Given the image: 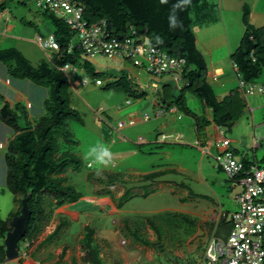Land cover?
<instances>
[{
  "label": "rangeland",
  "instance_id": "obj_1",
  "mask_svg": "<svg viewBox=\"0 0 264 264\" xmlns=\"http://www.w3.org/2000/svg\"><path fill=\"white\" fill-rule=\"evenodd\" d=\"M243 1L249 7L250 24L257 29L263 28L264 0ZM220 2L225 8L222 12L225 30L219 25L223 45H219V41L212 44L213 62L217 66H225L228 77L219 79V83L207 81L216 96L220 92L219 84L223 82L225 91L232 94L239 91L236 94L239 112H235L230 128L220 129L233 147H238L236 142L245 137L247 144L243 150L239 148V151L248 156V163H254L255 152L256 161L262 167L264 113L262 110L255 111L253 123L247 106L250 102L253 108V102L258 99L256 96L261 95L242 100L237 73L231 67L230 56L238 48L245 32L241 13L228 11L239 6L238 0H207V5L214 6L215 14L210 13V9L190 14L193 22L191 29L199 39L202 38L201 32L195 29L208 21L221 19ZM0 4L8 12V16L5 11L0 12V50L16 49L35 67L42 62L49 64L55 50L46 45L54 29L48 14H42L44 12L36 6L34 0H0ZM7 26H14L15 29L4 34ZM213 31L216 33L217 29ZM203 34L211 35L210 32ZM38 36L43 39L41 45L37 43ZM72 43L76 44V39ZM196 48L198 51L201 49L198 44ZM77 70L79 73L68 74L62 89L69 107L79 118V121L71 120L67 123V130L76 144L66 145L58 138L59 150L69 152L81 161L78 170L74 167L66 172L67 185L82 197H100L107 195L109 190L115 195L123 192L122 208L120 212L110 211L109 208L100 211V208L90 203L80 202L79 206L73 207V211L93 214L88 217L82 215L79 221L71 222L56 239L43 246L44 240L57 226L53 213L43 223L40 235L29 240L31 250L25 252L26 258L30 256L29 261L39 264H83L80 241L85 225H89L96 232L95 241L101 248L100 257L104 264H171L169 261L175 259L184 264H190L191 261L198 264L209 237V218L213 219L214 214L220 211L227 212V215L237 212L235 197L241 190L227 178L222 169H218L220 166L216 157L219 153L215 146L209 155H202L199 147L198 141L201 139L196 133V122L189 113L198 121H205V126H202L204 131L199 133L205 136L213 130L212 111L203 109L199 100L188 93H181L173 83L167 86L170 85L169 76L150 78L126 60H107L101 56L88 60L82 56L77 63ZM93 74H97V78ZM95 79L101 80L103 85L95 86ZM84 80L87 81L86 87H82ZM120 81L128 84L129 92L121 88ZM253 84L264 85V71ZM110 85L118 86L109 88ZM153 85L158 86L156 92ZM133 92H143L145 96L136 98ZM16 93H20L30 104V116L38 118L44 113L42 103L48 97L47 90L28 81L12 79L0 64L1 97L14 105ZM177 102L184 104L186 110L172 112ZM21 104L25 105L23 102ZM120 124L123 126L119 127ZM253 125L261 126L254 129ZM179 134L182 135L181 140L176 139ZM11 136V131L0 123V219L3 221L9 219V214L15 208V197L5 187L4 155ZM254 140L260 143V148L254 149ZM93 148L108 149L111 152V163L106 167L99 165L94 156L90 155ZM157 169L167 170L166 174L156 180L145 181L144 177ZM189 192L208 198L187 197ZM172 214L190 216L196 221V228L185 225L176 229L178 223H168L174 220ZM146 219L163 227L161 242L156 240L154 233L145 225ZM134 230L152 246L146 248L135 243L131 236ZM19 244V250L23 253V242ZM0 246L5 252L4 240L0 241Z\"/></svg>",
  "mask_w": 264,
  "mask_h": 264
},
{
  "label": "trees",
  "instance_id": "obj_2",
  "mask_svg": "<svg viewBox=\"0 0 264 264\" xmlns=\"http://www.w3.org/2000/svg\"><path fill=\"white\" fill-rule=\"evenodd\" d=\"M74 1L84 8L83 19L86 22L92 24L104 21L112 38L118 41L130 39L133 40V43L146 41L151 47L164 54L184 58L186 66L180 75L182 85L177 87L178 91L192 95L211 110L214 126L218 128L231 127L236 114L237 95H229L222 102H218L207 81L206 63L203 55L196 48V35L191 29L193 22L190 14L204 12L207 0H191L189 4L180 7L177 5L181 4V0ZM248 8V5L245 4L242 16L245 32L230 59L232 68H236L240 78L246 83H254L264 71V28L257 29L250 24ZM3 11H5L3 5L0 4V12ZM43 12L42 14H48L54 28L50 36L53 38L56 49L48 46L49 49L55 50L49 64L42 62L35 67L16 49L0 50V64L3 65L9 77L31 82L48 92L47 99L42 103L44 113L38 118L29 115L28 104L17 103L10 106L0 95L2 104L0 106V123L10 130L12 135L8 140L4 155L5 187L16 198L18 205L17 211L11 213L9 219L5 221L0 219V241L4 240L5 235L12 230L11 221L19 214L21 201L29 194H31V199L28 202V207L31 217L26 236L21 240L23 243H29V240L40 235L43 223L49 220L54 211L66 204L77 203L82 198L74 188L67 185L65 177L68 169L75 167L78 170L81 161L69 152H61L58 138H61L66 145L76 144L67 130V123L71 120L79 121V118L77 113L69 107L62 93L67 81V76L62 72V69L65 66L77 69V63L84 55L79 47L75 32L64 20L51 12ZM173 16L176 17L179 25L175 28L171 26ZM74 39L77 41L76 44L72 43ZM69 48L70 53H68ZM78 71L77 73H79ZM93 76L97 78L98 75L93 74ZM163 76L170 77L171 81H168L170 85H165L172 86L174 75ZM97 80L99 79H95V81ZM119 85L124 91L129 92L126 82L120 81ZM113 86L115 85H110L109 88ZM157 90L158 86L154 91ZM133 95L136 98L145 96L143 92H133ZM180 109L186 110L184 104L177 102V107L174 108L175 113ZM189 115L194 118L196 131L199 134L204 125L202 127L192 113ZM244 163L247 164V162ZM164 175L165 172H158L147 175L144 179L153 181ZM188 194L194 197V194L190 192ZM123 198L124 196L120 198L118 209L122 208L121 200ZM172 215L174 220L168 223H178L176 229L185 225L188 228H196V221L190 216ZM145 225L154 233L156 240L161 242L163 239L161 224L158 225L155 221L146 219ZM67 226L68 222L61 221L42 245L49 244L56 239ZM209 227L213 228L212 224H209ZM229 232L230 225L221 220L217 226L216 235L226 238ZM95 234V230L89 226L84 228L80 241L83 264H104L100 257L101 248L95 241ZM131 236L135 243H139L143 247L152 246L137 230H134ZM0 249L1 262H3L4 251L1 246ZM169 263L184 264L179 259L170 260ZM190 264H196V262L191 261Z\"/></svg>",
  "mask_w": 264,
  "mask_h": 264
},
{
  "label": "built area",
  "instance_id": "obj_3",
  "mask_svg": "<svg viewBox=\"0 0 264 264\" xmlns=\"http://www.w3.org/2000/svg\"><path fill=\"white\" fill-rule=\"evenodd\" d=\"M34 2L40 10L51 12L64 20L75 32L79 47L86 59L92 60L101 56L107 60H126L153 79L173 74V84L177 87L182 85L180 75L186 66L184 58L164 54L151 47L146 41L133 43L130 39L118 41L112 38L104 21L92 24L86 22L83 19L84 8L74 0H34ZM42 41V38L37 37L39 45ZM46 45L56 49L52 36L48 38ZM77 71L69 66L62 69L67 77L68 74H76ZM235 71L237 73L236 68ZM236 78L239 90L244 97L264 96V85L246 83L238 74ZM101 84V81H95V86ZM86 86L87 81L84 80L82 87ZM156 88L157 85H153V89ZM130 124L133 125V123ZM122 126L123 124L119 125V127ZM257 145V141L254 140V149ZM217 147L220 152L216 162L227 178L241 188L235 198L238 211L231 215L220 211L214 215L215 226L209 231L202 259L198 264H264V166L245 164L235 156L228 139H219ZM221 220L230 225V232L226 238L216 235L217 226ZM27 247L29 244L26 247L23 245V248ZM26 256L24 251L20 252V258L25 259Z\"/></svg>",
  "mask_w": 264,
  "mask_h": 264
},
{
  "label": "crops",
  "instance_id": "obj_4",
  "mask_svg": "<svg viewBox=\"0 0 264 264\" xmlns=\"http://www.w3.org/2000/svg\"><path fill=\"white\" fill-rule=\"evenodd\" d=\"M238 2H239V6L238 7H234L233 9L230 8L228 11H229V13H241V22L243 24V19H242V16H243V8H244V6H245L246 3L243 0H238ZM208 9H210V13L215 14L214 6L213 5H210V6L207 5L206 8H205V10H208ZM224 10H225V8L223 7V3H221L220 4L221 19L218 18V19H216L213 22L208 21L207 24H205L204 26L195 29V30H198L199 32H201L200 34L202 35V38H200V39L196 36V44H198L201 47V49H199V52L203 55L204 60H205V63H206V67H207V80L208 81H211L212 80L213 82L216 81L217 83H219L218 82L219 79H222V78L225 79L224 77H228V74L225 71V66H217L216 63L213 62V46H212V44H214V43L216 44L218 41H219V45H223V39H222L223 38V35L221 33V27L219 25H222V28L225 30V26H224L225 23H224V19H223L224 16H223V13H222ZM232 11H234V12H232ZM6 25H8V23ZM14 29H15L14 26H7V28H6V30H5L4 33L7 34L8 32H12ZM214 29H217V32L216 33H214L215 31H213ZM203 32H208V33L210 32L211 35H204ZM226 41H227V37H226ZM231 67H232V63H231ZM233 72H234V70H233ZM224 84H225V82L219 84L220 85L219 86L220 87L219 88V91L220 92L217 94V96L215 95L216 98H217V100H218V102H222L223 99H225L229 95L235 94V93L232 94V92H230V91L229 92L228 91H225L223 89ZM4 85L5 86H8V83L7 84L5 83ZM238 92H236L237 95L239 94ZM241 96H240V98L242 100L248 98V97H245L244 98L243 96L242 97ZM252 97H255V96H252ZM256 97L258 99L256 100V102H253V105H254L253 108L251 107L250 102H248V105H247L248 108H249V112L251 113L252 122L253 123L255 121V113H254L255 111L262 110L263 113H264V96H256ZM6 102L10 106H13L12 103H10L9 101H6ZM22 102L25 103V105L29 104L26 101V99L20 93H16V103L15 104L22 103ZM201 106L203 107V109L209 110L203 104H201ZM237 107L238 106L236 105V107H235V110L236 111L235 112L238 113L239 111H238V108ZM172 112H175L174 108H173ZM199 124L202 125V126L203 125L205 126V121L204 120H201V121H199ZM211 126L213 127L212 132L205 134V136L199 135L197 133V131H196L197 136L201 139V141H198V142H200L199 143V147L202 149L201 150L202 155H209V152H212L213 146H215L214 148L216 149L217 153H219L220 151H219V148L217 147L218 141L221 138H225V136L221 132V129L220 128L214 126L213 124ZM259 126H261V125H258V126H254L253 125L254 129H256ZM202 131H204V130L203 129H200V133H202ZM256 133L257 132H255V134ZM162 138H164V136H162ZM176 139L181 140L182 139V135L179 134L178 137H176ZM198 142H196V143L198 144ZM236 144L238 145V147H233V144H231V141H230V148L232 149L233 153L235 154V156L237 158H239L243 162H246V158L248 156H245L243 153H241L239 151V148H241L243 150L244 147L246 146V144H247L246 138L245 137H242L241 140H239V141L236 142ZM257 148H260V143H258ZM257 148H255V149H257ZM149 150H151V152L153 153V150L152 149H149ZM240 156H242V157H240ZM244 157H245V160H244ZM253 160H254V163H252V164H258V162L256 161L255 152H254V155H253ZM218 169L221 171V168L220 167ZM166 171H161V169H157L156 171H153V173H150V174H154V173H158V172H165V174H166ZM150 174H147V175H150ZM101 194H103V193H101ZM122 194H123V192L118 193V194L115 195L114 192H112L111 190H109V192H107V195H100V197H82L77 203L66 204V205L62 206L61 208L57 209L56 211H54L53 219H57V225L61 221L68 222V226L66 227V228H68L70 226L69 224L71 222H77V221H79L80 220V217L82 215H85L86 217L91 216L93 213H85V212H81V211L80 212H76V211H73L72 210L73 207L76 208V206L80 202L90 203L93 207L100 208V211H103L105 209L108 210V208H109L110 211L116 210V212H120V209H118V207L120 205V198L122 197ZM187 197H189V194H188ZM194 198L195 199H197V198L207 199L208 197L194 195ZM235 203H236V200H235ZM14 205H15V208L12 211V213L13 212H16L17 209H18V207H16V205H17L16 204V198L14 200ZM69 209H71V210H69ZM209 219L211 220V222H209L207 224V226L209 228L208 231H210L212 229V228L209 227V224H212L213 227L215 226L214 225V222H213L214 218L212 219L210 217ZM85 226L87 227V225H85ZM27 244H29V247L24 248V250H23L24 252H30V250H31V248H30L31 247L30 246V242L29 243L28 242L27 243L26 242L23 243V245L25 247L27 246ZM0 254H1V249H0ZM29 258H30V256H28L25 259L19 257V259L17 261L8 263L5 259H4L3 262H1V255H0V264H39V263H36V262H33V261H29Z\"/></svg>",
  "mask_w": 264,
  "mask_h": 264
},
{
  "label": "water",
  "instance_id": "obj_5",
  "mask_svg": "<svg viewBox=\"0 0 264 264\" xmlns=\"http://www.w3.org/2000/svg\"><path fill=\"white\" fill-rule=\"evenodd\" d=\"M30 199L31 194H29L25 199L21 201L19 214L11 221L12 230L5 235L4 256L5 260L8 263L17 261L19 259V243L26 236L28 224L31 217V212L28 207V202L30 201Z\"/></svg>",
  "mask_w": 264,
  "mask_h": 264
},
{
  "label": "clouds",
  "instance_id": "obj_6",
  "mask_svg": "<svg viewBox=\"0 0 264 264\" xmlns=\"http://www.w3.org/2000/svg\"><path fill=\"white\" fill-rule=\"evenodd\" d=\"M191 2V0H181V4L177 5V7L183 6V5H187ZM6 14L8 15V12L5 11ZM171 26L173 28L179 26L176 20V17L173 16L172 17V24ZM39 37V36H38ZM42 38V37H40ZM29 105V104H28ZM30 109V107H29ZM90 155H93L96 162L101 165V166H108L111 163V152L108 149H96L93 148L90 152Z\"/></svg>",
  "mask_w": 264,
  "mask_h": 264
}]
</instances>
